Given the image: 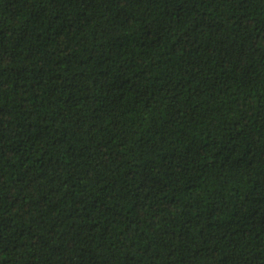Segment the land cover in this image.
Masks as SVG:
<instances>
[{"label": "trees", "instance_id": "1", "mask_svg": "<svg viewBox=\"0 0 264 264\" xmlns=\"http://www.w3.org/2000/svg\"><path fill=\"white\" fill-rule=\"evenodd\" d=\"M0 264H264V0H0Z\"/></svg>", "mask_w": 264, "mask_h": 264}]
</instances>
